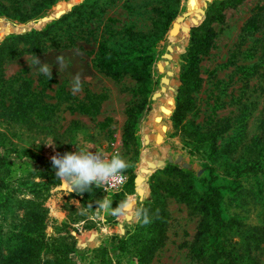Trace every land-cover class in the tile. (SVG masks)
<instances>
[{
    "label": "rangeland",
    "instance_id": "rangeland-1",
    "mask_svg": "<svg viewBox=\"0 0 264 264\" xmlns=\"http://www.w3.org/2000/svg\"><path fill=\"white\" fill-rule=\"evenodd\" d=\"M37 1L1 0V3L31 9ZM63 1L65 0H56L26 22L0 15V21L24 25L20 31L10 33L4 38L25 32L29 29L30 22L35 23L50 12L56 3ZM102 1L104 3L105 0ZM187 1L181 0L178 16L186 12ZM204 1L194 22H191L193 14L184 20V34H179L176 38L168 37L170 25L163 38L152 48L154 59L149 71L150 93L136 126V145L126 146L123 142L126 110L140 100L136 93V81L128 75L113 80L95 67L94 59L99 43L106 39L110 32H121L127 27L140 32L151 30L150 9L154 4L153 0H115L102 12H96L97 15L92 18L84 14L76 21L77 16H72L53 29L50 35L52 39L46 42L42 53L25 52L3 66L5 79L20 78L31 81V87L43 89L44 101L53 107L52 118L46 122L48 127L45 131H40L41 135L33 141H30L27 135H23L18 141L14 140L13 144L18 149H29L49 161L53 155L74 152L78 150L77 147L84 151L98 150L108 158L116 150L128 164L123 173L127 178H133L131 194L126 193L125 187L118 192L124 191V200H136L131 213V223H127L121 215H113L97 208L95 202L106 198L110 201L111 208L115 209L120 202L117 198L112 199L113 194L106 195L101 192L91 207L83 208L80 197H76L66 186L59 185L60 180L59 184L49 191L43 204L46 213L45 234L50 241L66 238L68 235L72 237L66 238L64 242L69 243L74 251L70 255L73 264H137L132 252L120 249V241L133 232L138 222V209L150 198L148 179L155 172H151L153 165H156L154 162L161 160L166 165L172 164L191 171L199 190H203L207 183L214 186L231 184V179L221 178L216 165H212L201 154L186 146L184 132L179 130V126L175 128L170 121L177 90L181 85L180 75L188 64L186 55L190 31L203 22L209 5L216 0ZM194 7V0H191L190 9ZM221 14L222 20L210 25L215 32L210 48L198 57L196 79L200 81L197 90L191 94L193 109L187 114L185 121L192 122L204 131L211 129L219 119H231L232 127L217 139V144L224 147L234 139L239 140L236 152L229 157V161L234 163L245 151L246 144L259 133V121L264 118V51L257 41L262 33L256 31L245 35L242 32L253 15L264 17V0H240L238 3L227 5ZM185 24L190 28L188 33ZM42 29L44 27L36 31ZM113 36L109 45L113 44L114 40H119L122 34ZM168 46L172 48L169 53L171 59L165 60L162 56L168 52ZM60 54L68 64L67 69L62 72H59V66L55 64L56 56ZM36 56L42 62L52 65L51 79L30 69L28 61ZM76 72L81 73L83 87L79 93L73 95L71 84ZM162 78L168 79L167 85L162 84ZM161 86H165V92L161 93V96L155 95L156 100H152V95L160 92ZM80 104H93L96 109L82 111L78 107ZM70 105L74 107V111L68 109ZM160 109L167 114L171 111L162 121L157 117ZM46 143L54 145L49 146ZM179 156L182 158L179 164L168 162V158L175 161ZM6 158H13L15 179L11 187L19 191L17 186L21 182L20 177L30 168L32 170L33 166L30 167L27 158L18 159L14 154L7 155ZM161 161L157 165H160ZM212 166L216 168L214 175L217 177L209 174ZM260 179L264 183V177ZM138 180L146 183V195L140 192ZM34 181L38 182V179L35 178ZM23 193L24 191L18 197L23 198ZM25 198L32 199L30 195ZM166 206L169 213L166 241L150 264H197L190 259L188 247L197 231L198 216L173 198L166 199ZM232 211L244 215L239 209L231 207ZM21 214L22 210L19 209L18 215ZM247 219L250 223L256 222V210H252ZM257 253H260V264H264V250Z\"/></svg>",
    "mask_w": 264,
    "mask_h": 264
},
{
    "label": "trees",
    "instance_id": "trees-1",
    "mask_svg": "<svg viewBox=\"0 0 264 264\" xmlns=\"http://www.w3.org/2000/svg\"><path fill=\"white\" fill-rule=\"evenodd\" d=\"M56 0H38L33 8L21 9L13 4L6 6L0 0V15L16 18L21 22L29 21L40 11ZM150 9L152 29L147 32L133 31L127 27L121 32H110L98 45L95 67L104 75L119 80L128 75L137 84L136 93L139 102L126 110L123 130L124 145L137 144L135 130L141 113L144 111L150 93V67L154 56V44L161 40L173 20L178 16L181 0H153ZM240 0L213 1L205 13L203 22L190 31V43L187 50L188 64L180 75L181 85L175 97V108L170 116L174 127L184 132L186 146L191 151L201 154L212 165H216L221 178L231 179V184L214 186L207 183L199 190L191 171L179 166L167 164L156 170L148 179L150 198L138 209V222L130 234L120 241V249L133 253L137 264H150L154 256L164 246L169 213L166 199L173 198L184 204L198 216L195 236L188 247V255L197 264H260L257 251L264 247V118L259 121V133L246 144L244 152L234 163L229 157L236 152L239 140L220 147L217 139L233 123L231 119H219L211 129L201 130L192 122L185 121L193 109L192 92L197 90L200 80L196 79V66L199 55L210 48L215 32L210 27L215 21L222 20L221 11ZM115 0H84L60 19L46 25L44 29L3 38L0 42V264H73L69 243L66 238L52 239L45 234V209L43 204L49 191L59 184L51 161L31 152L18 149L13 141L27 135L33 141L45 131L52 118L53 107L44 101L43 89L31 87L27 79L4 78L2 69L6 62L23 53L40 54L45 50L48 40L52 39L53 29L77 16H96ZM200 18V16H199ZM24 25L9 21H0V37L20 31ZM260 31L257 41L264 51V17L253 15L242 32L245 35ZM122 34L119 40L109 45L113 35ZM249 51V50H248ZM264 55V52H262ZM17 84V85H16ZM82 111L96 109L93 104L78 106ZM74 111L70 105L68 108ZM185 121V122H184ZM184 122V123H183ZM46 124V125H45ZM193 124V125H192ZM239 137V136H238ZM14 154L18 159L27 158L32 167L20 177L19 191L11 187L15 173L12 168ZM215 167H210L209 174L214 175ZM219 175V174H218ZM215 176V175H214ZM217 177V176H215ZM37 178L38 182L34 179ZM137 185V181H136ZM140 192L147 194L146 183L138 180ZM127 194L133 190V178H127ZM21 196L18 195L23 192ZM80 197L83 208L92 206L101 195L95 186L84 193L73 192ZM124 191L113 194L112 199L124 201ZM30 195L32 199L25 197ZM135 199L128 201L129 210L121 215L127 223L132 222V210ZM31 206H34L31 208ZM231 207L240 212H231ZM19 209L22 214L18 215ZM158 210V212H157ZM256 210V222H248L247 215ZM147 213L150 223H143ZM122 226H120V230Z\"/></svg>",
    "mask_w": 264,
    "mask_h": 264
},
{
    "label": "clouds",
    "instance_id": "clouds-1",
    "mask_svg": "<svg viewBox=\"0 0 264 264\" xmlns=\"http://www.w3.org/2000/svg\"><path fill=\"white\" fill-rule=\"evenodd\" d=\"M30 69L37 73L52 78V65L42 62L36 56L28 61ZM55 64L59 66V72L67 69L65 57L60 54L56 56ZM81 73L76 72L72 78L71 92L73 95L82 90ZM49 146L54 143H46ZM77 151L66 152L63 155L57 153L51 159L52 167L56 170L55 175L61 181L59 185L66 186L69 190L77 193L87 192L92 185H103L123 173L127 167V162L117 153L110 158L102 152L88 150L84 151L77 147ZM99 209L109 211L113 215H123L129 210L127 199L120 202L115 209L111 208V203L106 198L95 202ZM158 212V210H157ZM143 223H150L147 213L143 216Z\"/></svg>",
    "mask_w": 264,
    "mask_h": 264
},
{
    "label": "water",
    "instance_id": "water-1",
    "mask_svg": "<svg viewBox=\"0 0 264 264\" xmlns=\"http://www.w3.org/2000/svg\"><path fill=\"white\" fill-rule=\"evenodd\" d=\"M83 1L84 0H65L63 2L56 3L55 6L53 7V9L50 12H48L46 15L42 16L35 23L30 22L28 24L29 25V29L26 30L23 33L30 32L32 30H36V29H38L40 27H45L46 25H48V24L60 19L65 14L69 13L75 6L79 5ZM190 4H191V0H188L187 1V10H186V12H184L181 16H178L175 19V21L172 22L171 27H170V29L168 31V37L174 36L173 34H176L175 36H178L181 33V31L183 30V27L180 26V24H183L184 20L187 17H189V16H191L193 14V12L190 10ZM178 21H179V23H178ZM186 26H187V31L186 32L188 33L190 28H189L188 25H186ZM20 34H22V33H20ZM3 38H4V36L1 37L0 40H2ZM167 51H168V53H165L162 57L165 60H170L171 56H170L169 53L172 52L171 46L167 47ZM161 81H162V84H164V85L168 84V79L167 78H162ZM165 90H166L165 86H161L160 87V92H156L153 95L161 96V93H164ZM153 95H152V98H153ZM161 110L162 109H160V111H159L160 112V114H159L160 121H162L166 117L164 115V112L161 111ZM170 114H171V111H170V113L167 116H169ZM162 129H164V127H162ZM181 160H182V158L180 156L175 161H173L171 158H168V162L169 163H175V164H179L181 162ZM158 162H160V160H158L157 163ZM161 162L162 163L160 165H157V163H156V165H153L154 167L151 168L152 169V171H151L152 173L154 171H156L157 169H160V168H162V167H164L166 165V163L164 161H161ZM183 167L184 168H188V166H186V165H183Z\"/></svg>",
    "mask_w": 264,
    "mask_h": 264
},
{
    "label": "built area",
    "instance_id": "built-area-1",
    "mask_svg": "<svg viewBox=\"0 0 264 264\" xmlns=\"http://www.w3.org/2000/svg\"><path fill=\"white\" fill-rule=\"evenodd\" d=\"M114 154H117L116 150L113 151L112 155ZM126 183H127V176L124 173H121L119 176L112 179L110 182L106 184L100 186L94 184L93 186L99 188L101 192H103L104 194L109 195L120 192Z\"/></svg>",
    "mask_w": 264,
    "mask_h": 264
},
{
    "label": "bare ground",
    "instance_id": "bare-ground-1",
    "mask_svg": "<svg viewBox=\"0 0 264 264\" xmlns=\"http://www.w3.org/2000/svg\"><path fill=\"white\" fill-rule=\"evenodd\" d=\"M203 2H204V0H194V5H195V7L194 8H191L190 10L193 12V17H192V19H191V22L193 21H195V19H196V17H197V11L200 9V7L201 6H203ZM180 21V20H179ZM179 21H178V23H179ZM190 22V23H191ZM180 26H182V24H180ZM179 27V26H178ZM180 34H184V31L182 30L181 31V33ZM174 36L176 35V34H173ZM174 36H171V37H174ZM177 36H175V38H176ZM1 38V37H0ZM168 53V52H167ZM155 95H153V98H152V100H156L155 99V97H154ZM163 112H164V115L165 116H167L168 114L166 113V111H164V110H162ZM157 117L159 118L160 116L159 115H157ZM164 129H162V131H163ZM161 161V160H160ZM155 164L157 163V161L156 162H154ZM159 163V162H158ZM157 163V164H158Z\"/></svg>",
    "mask_w": 264,
    "mask_h": 264
}]
</instances>
